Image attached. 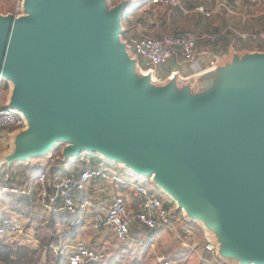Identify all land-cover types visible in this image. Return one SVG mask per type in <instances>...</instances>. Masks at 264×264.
I'll return each instance as SVG.
<instances>
[{"label": "water", "instance_id": "obj_1", "mask_svg": "<svg viewBox=\"0 0 264 264\" xmlns=\"http://www.w3.org/2000/svg\"><path fill=\"white\" fill-rule=\"evenodd\" d=\"M130 0H22L0 14V76L24 118L0 168L97 154L150 176L220 259L264 264V50L163 82L123 41ZM11 86V87H10Z\"/></svg>", "mask_w": 264, "mask_h": 264}, {"label": "built area", "instance_id": "obj_2", "mask_svg": "<svg viewBox=\"0 0 264 264\" xmlns=\"http://www.w3.org/2000/svg\"><path fill=\"white\" fill-rule=\"evenodd\" d=\"M145 1H148V5L180 7L183 14L190 13V9L181 6L180 0ZM241 1L246 5H242L238 0L235 3V9L237 10H233V6L224 1H219L218 8H224L227 12L235 13L236 11L255 8L261 2L260 0ZM21 4L22 0H16L14 15L21 14ZM193 9L206 17L212 15L201 5ZM152 33L149 36L130 35L127 44L129 51L136 58L138 68L142 72L150 73L157 82H163L176 73L181 77H187L178 70H174L164 77L157 74V69L165 66L175 54H179L182 64L190 66L191 74L209 69L223 58L221 53H217L212 49V42H215L216 39L215 35L205 36L206 43L199 44L198 40L200 38L190 30H183L172 35ZM232 33L241 42H264V28L256 31L232 30ZM198 60L201 61L202 66L197 63ZM8 88V83L0 76V152L3 149L6 135L25 127V121L21 114L7 105L6 93ZM95 162L97 163L94 167L82 171L73 170L63 176H58L54 180L50 179L46 172L38 171L30 178L22 179V183L16 180L15 172L3 171L2 166L0 168V198L6 196L31 198L34 205H38L48 213L56 216L75 217L85 209L92 207L90 200L84 199L79 203L77 200L78 194L85 190L92 181L108 177L125 188L129 187L132 196L140 198L139 207L134 210L127 203L126 196L123 193L112 195L93 212L91 227L94 230L108 229L115 240L123 243L129 240L131 229L136 224L151 232L172 226L173 222L169 209L165 207L163 199L154 193L145 182L125 181L116 174L115 170H112L106 160L99 158ZM11 215L13 214L0 215V238L16 237L18 242L20 241L17 243L19 247L26 246L29 243V238L21 233L22 224L18 221V218ZM185 221L182 229L187 231L186 229L189 228L191 222L189 220ZM1 243L12 247L8 242ZM67 247L70 251L66 254L63 264H93L102 262L105 258L103 252L87 246L82 241H77L72 247L68 245L63 247L55 244L48 245V248L53 249L58 256L63 255ZM204 250L208 254V257L201 258L204 264H222L217 257L216 246L209 240L208 236L204 239ZM156 264H171V260L159 259Z\"/></svg>", "mask_w": 264, "mask_h": 264}, {"label": "crops", "instance_id": "obj_3", "mask_svg": "<svg viewBox=\"0 0 264 264\" xmlns=\"http://www.w3.org/2000/svg\"><path fill=\"white\" fill-rule=\"evenodd\" d=\"M144 1L145 0H143V4L145 5V8L143 10L144 11L143 19L151 26L150 28L151 32L149 34H151L152 32L153 33L158 32L160 34L172 35L179 33L183 30H190L196 33L200 38L198 40L199 44L206 43L204 38L205 36L215 35L216 39L215 42H212V49L217 53H221L223 58H230L233 52L243 53V52L264 50V42H258V43L242 42V46L238 45L237 41L238 42L241 41H239L232 33V30L256 31L263 29L262 27L264 26V22L262 21V19L264 17V0H262V4L257 9L249 8L248 10L246 9L245 11H236L235 13L227 12L224 8H218V3L219 1L227 2L229 5L233 6V10H237L235 9L236 8L235 3L238 0H180L182 7L190 9V13L186 15L182 13L180 7H164V6H156L151 4L148 5V1L145 2ZM239 1L242 5H246L243 1L241 0ZM198 5L203 6V8L206 11L211 12L212 15L206 17L204 14L195 11L193 8H195ZM165 9L169 11L167 13L166 18L163 16V14L158 15L157 12H159V10L162 11ZM174 17H179V19L184 18L187 21L186 23H179V22L176 23ZM127 19H129L131 22L129 14H127V10H126L122 17V28L124 31L121 35L122 40L126 42L128 40V37L130 36V34L128 33L129 32L128 27L130 25V22L128 23L126 21ZM197 63L202 66L201 61L198 60ZM174 70H178L182 75H187V76L192 75L191 74L192 70L190 66H188L187 64H182L179 54H175L165 66L159 67L157 69V74L161 77H164L165 75H167L168 73ZM197 72L199 71H196L195 73ZM9 135H11V133ZM84 157L80 156L78 158H72L71 159L72 161L70 160L71 162L68 161L62 162L61 156L53 157L51 154H49L46 159L45 158H43L44 160L40 159L38 162H36V165L34 166L43 167L46 171H48V169L51 168L52 166L59 167L60 169L56 170V173L54 175L47 173L48 177L54 180L58 176H63L73 170L82 171L84 169L94 167L95 164L97 163L95 162L94 159L91 158V156L85 155ZM106 162L109 163V166L112 168V170H115L116 174L120 176L121 179L125 181L133 180L135 182L143 181L141 176H137L128 169L123 168L121 165L114 164L107 160ZM120 193H123L126 196L127 203L134 210L138 209L140 198L133 197L129 187L125 188L121 184H117L111 178L108 177L100 178L98 180L92 181L85 190L81 191L78 194L77 200L79 203L82 202L84 199L90 200L92 207L87 210L85 209L82 213L78 214L75 217H67L64 215L56 216L55 214H51L48 213L47 211H44L38 205H34L31 202L32 212L31 214L28 215V223H30L29 229L33 230L34 232V228L36 226L45 225L47 224V222H49V224L53 225V229L57 235V239L51 241L49 244L60 245L62 247L68 245L72 247L77 241H82L87 246L95 250L101 251L105 255L106 249L103 250L98 249L101 246L105 245L107 242L105 237L101 234H104L105 236L106 235L112 236V233L108 229L94 230L91 227L92 214L96 209H98L102 204H104L103 203L104 201H107L112 195L120 194ZM34 210H39L38 214H35ZM10 213L13 214L11 216L18 218V220L22 224L26 223L23 221L25 217L13 211H11ZM47 216L50 218L49 221H47ZM66 218L71 219V222L68 225L64 224V220ZM75 228L80 229L78 235L73 238L69 237L71 235V232ZM88 228L92 230V232L95 233L97 236L95 237L85 233V230ZM141 231H147L152 233L151 231H148L147 229L136 224L131 229L130 238L127 241V244H129L130 241L135 240L134 237H137V233ZM160 231L162 230L160 229L154 232H160ZM66 236H68L69 238H65ZM155 236L156 234H153V236L150 235V239H153ZM33 237H34L33 239L34 243L35 244L39 243V248L41 249V244L38 241V239L35 237V233H33ZM112 238L114 237L112 236ZM150 239H148L149 242ZM135 241H137V239ZM30 242L31 240L29 238V243ZM23 247H27V246H23ZM45 249H51V248H48L47 246L44 248V250ZM69 251L70 249L69 247H67L64 250V254L60 255V257H62L64 260L66 254H68ZM204 257H208V254L204 253L203 255L199 256V264L201 263V258ZM159 259H168V258L163 257ZM137 261L140 262V259H138ZM220 261L222 264H224V261L222 259H220ZM231 264H235V263H231Z\"/></svg>", "mask_w": 264, "mask_h": 264}, {"label": "rangeland", "instance_id": "obj_4", "mask_svg": "<svg viewBox=\"0 0 264 264\" xmlns=\"http://www.w3.org/2000/svg\"><path fill=\"white\" fill-rule=\"evenodd\" d=\"M107 1L109 6L112 7L121 2L122 0ZM260 1L261 5L262 0ZM15 5L16 0H0V14L6 15L9 13H13L16 8ZM259 6L253 9H257ZM126 8L127 14H129V17L131 19V22L129 19L126 20L128 23L130 22V25L128 27V33L130 35L149 36V33L151 32V26L143 19V10L145 8L143 0H130V2L127 3ZM168 12L169 11L165 9L162 11L159 10V12L157 13L158 15L163 14V16L166 18ZM174 19L176 23H186L187 21L184 18L179 19V17H174ZM237 43L238 45L242 46V42L237 41ZM8 94L9 88L6 93V97L8 96ZM11 147V137L10 135H6L5 143L3 149H1V152H7L11 149ZM50 154L54 157L55 153L53 150H51ZM85 155L91 156V158L95 161H98V158L101 159L100 155L97 154L88 155V153H85L82 156L84 157ZM47 157L32 159L29 163H15L11 167L3 166L2 170L6 172L10 171L12 173L15 172L16 180H19L18 182H20L22 179L26 180L32 175H35L38 172V170H36L38 169V167H35L34 165H36V162H38L40 159L44 160L43 158L46 159ZM47 172L48 171H46V173ZM141 178L143 182H145L154 193H156L163 199V202L165 204L169 205V213L173 222L172 226H170L169 228L161 229L162 231L160 232H155L156 236L153 239H150V235L152 233L147 231H141L137 233V237H134L135 240L137 239V241L132 240L127 245L118 242L110 235L105 236L104 234H101L105 237L107 242L105 245L101 246L98 249H106V256L102 262L96 264H130L131 262L136 260L137 257H139L140 259V264H156L159 258L163 257L171 260V264H199V256L206 253L204 250V239L206 238V235L204 234V227L200 223L190 221L191 224L189 225V228L186 229L187 231L183 230L182 228L184 227L186 222L185 217L183 216V212L177 209V205L172 200V198L164 191H162L160 187H158L154 183L150 176H142ZM20 183H22V181ZM11 211L12 210L9 206H0V215H9ZM38 212L39 210H34L35 214H38ZM19 215L25 217L23 221L26 222L25 224H22L18 220L22 224L21 233L26 235L31 240V242L28 243L29 245L27 244L26 246H29L32 249H40L39 243L35 244L33 240V233H36V228L38 226L34 228L33 232V230L29 229L30 223H28V215ZM49 220L50 218L47 216V221ZM48 223L49 222H47V224ZM85 233L90 234L91 236H97L89 228L85 230ZM148 239H150V242ZM0 242H8L12 245L13 249H16L17 247H19L17 243H19L20 241L18 242V238L16 237H2L0 238ZM46 251L47 249L41 251L40 257L38 259V264H55L54 260L58 258V256L53 252L52 249H50V255L46 254ZM222 260L224 261V264H231V262H228L227 260ZM63 262L64 260L59 264H62ZM202 263L203 262L201 261L200 264Z\"/></svg>", "mask_w": 264, "mask_h": 264}, {"label": "trees", "instance_id": "obj_5", "mask_svg": "<svg viewBox=\"0 0 264 264\" xmlns=\"http://www.w3.org/2000/svg\"><path fill=\"white\" fill-rule=\"evenodd\" d=\"M264 22V17L262 19ZM264 28V26L262 27ZM60 146L61 144H57L54 148V156L60 157ZM85 153H82L80 156L84 155ZM87 154V153H86ZM89 155V154H88ZM91 155V154H90ZM79 156V157H80ZM72 161V160H71ZM70 160L68 162H71ZM60 169L59 167L52 166L48 169L49 174L54 175L56 173V170ZM38 171H44L46 170L43 167H38L36 169ZM32 200L31 198H22V197H14V196H6L0 198V206H9L12 211H14L17 214H23V215H29L32 212ZM165 207L169 209V205L165 204ZM67 219V218H66ZM64 220V224L68 225L71 222V219L68 218L67 220ZM80 229L75 228L69 237H75L78 235ZM155 234V232H152V236ZM35 237L38 239V241L41 244V249H32L29 247H17L16 249H13L10 246L4 245L0 242V264H38V259L40 257V253L42 250H44L45 247L48 246V244L57 239V235L53 229V225L51 224H45V225H39L36 228ZM66 236L65 238H69ZM122 244L127 245V242H123ZM51 251L50 249H47L46 254L50 255ZM139 257H137L136 260L131 262L130 264H140L139 261H137ZM63 261L62 257L56 258L54 260L55 264H59Z\"/></svg>", "mask_w": 264, "mask_h": 264}]
</instances>
